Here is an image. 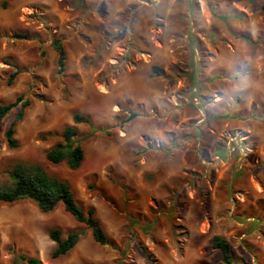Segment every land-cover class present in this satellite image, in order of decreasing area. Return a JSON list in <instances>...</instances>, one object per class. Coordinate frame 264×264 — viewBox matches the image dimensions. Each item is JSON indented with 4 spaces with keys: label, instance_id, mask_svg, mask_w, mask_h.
<instances>
[{
    "label": "rangeland",
    "instance_id": "374dc122",
    "mask_svg": "<svg viewBox=\"0 0 264 264\" xmlns=\"http://www.w3.org/2000/svg\"><path fill=\"white\" fill-rule=\"evenodd\" d=\"M263 6L0 0V105L30 102L17 148L4 132L20 105L0 121V188L10 172L39 167L94 209L107 241L96 244L62 205L1 204L0 264L17 254L42 264H224L214 236L230 244L232 264H264ZM53 39L66 53L60 73ZM69 126L85 138L76 170L45 159ZM52 228L82 233L55 259Z\"/></svg>",
    "mask_w": 264,
    "mask_h": 264
},
{
    "label": "trees",
    "instance_id": "16d2710c",
    "mask_svg": "<svg viewBox=\"0 0 264 264\" xmlns=\"http://www.w3.org/2000/svg\"><path fill=\"white\" fill-rule=\"evenodd\" d=\"M264 11V6H263ZM15 38H24L25 36L15 34ZM51 47L56 52V65L58 72H62L65 68L66 53L62 42L58 39L51 41ZM18 71L15 70L7 79L6 85L10 86L14 82ZM22 97H17L13 102L0 105V121L15 107L20 105L19 111L15 118L10 122L4 132L6 145L10 149L18 147L17 141L14 139L15 126L23 116V109L30 105L28 100L22 101ZM134 115H131L127 121H130ZM74 123L89 124V120L85 116L75 114L73 116ZM78 136L77 130L72 127H65L60 135L59 141L54 143L50 150L45 154V159L50 164H59L65 162L71 170L80 167L83 160L82 140ZM11 184L7 188H0V205L12 204L21 200L28 199L32 201L41 213L53 211L58 205H62L63 210L70 215L78 224H83L91 231L94 242L100 246H106V236L100 223L94 217V209H81L75 198L70 186L50 178L41 168L35 167L32 172H26L16 169L9 173ZM48 238L55 244L50 257L52 259L66 255L78 242L82 233L73 232L63 237L59 228H52L48 231ZM212 247L217 249L221 255L224 264H232L233 257L230 244L220 236H214L212 239ZM147 259L150 260V254L146 253ZM42 264L34 257H28L23 254H17L13 260V264Z\"/></svg>",
    "mask_w": 264,
    "mask_h": 264
},
{
    "label": "crops",
    "instance_id": "0c3cea01",
    "mask_svg": "<svg viewBox=\"0 0 264 264\" xmlns=\"http://www.w3.org/2000/svg\"><path fill=\"white\" fill-rule=\"evenodd\" d=\"M54 246H55V244H54Z\"/></svg>",
    "mask_w": 264,
    "mask_h": 264
}]
</instances>
